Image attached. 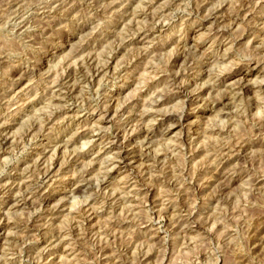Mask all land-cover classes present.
Instances as JSON below:
<instances>
[{
  "label": "rangeland",
  "instance_id": "374dc122",
  "mask_svg": "<svg viewBox=\"0 0 264 264\" xmlns=\"http://www.w3.org/2000/svg\"><path fill=\"white\" fill-rule=\"evenodd\" d=\"M263 79L264 0H0V264H264Z\"/></svg>",
  "mask_w": 264,
  "mask_h": 264
},
{
  "label": "bare ground",
  "instance_id": "6f19581e",
  "mask_svg": "<svg viewBox=\"0 0 264 264\" xmlns=\"http://www.w3.org/2000/svg\"><path fill=\"white\" fill-rule=\"evenodd\" d=\"M199 39V38H198ZM227 49V48H226ZM225 49V51H227ZM228 51H229V49H228ZM224 57V56H223ZM217 69V68H216ZM99 70V69H98ZM218 71V70H217ZM100 74V73H99ZM219 74V73H218ZM215 75V74H214ZM102 76V75H101ZM216 78V77H215ZM264 80V79H263ZM208 81V80H207ZM210 82V81H209ZM214 84V82L212 83V85ZM214 86V85H213ZM211 88V87H210ZM256 98V97H255ZM261 110V109H260ZM258 113V112H257ZM74 114V113H73ZM226 114V113H225ZM228 114V113H227ZM76 117V116H75ZM29 119V118H28ZM74 119V118H73ZM221 125V124H220ZM23 126V125H22ZM147 126H149V125H146V128L145 129H143V131L144 132H146V133H149V131H150V129L149 128H147ZM29 127V126H28ZM145 127V126H144ZM55 130V129H54ZM139 130V129H138ZM221 130V129H220ZM47 131V130H46ZM133 131H135V130H133ZM132 131V132H133ZM211 131V130H210ZM39 132V131H38ZM147 135V134H146ZM50 137V136H49ZM4 139V138H3ZM21 139V138H20ZM48 139V138H47ZM46 139V140H47ZM4 141V140H3ZM31 141V140H30ZM49 141V140H48ZM51 141H52V139H51ZM5 143V142H4ZM28 143H29V141H28ZM200 144V143H199ZM36 145V144H35ZM112 145V144H111ZM0 146H2V145H0ZM38 146V145H37ZM126 147V146H125ZM196 147V146H195ZM112 148V147H111ZM115 149H117V148H115ZM115 149H111L110 151H112V150H115ZM11 150V149H10ZM118 150V149H117ZM116 150V151H117ZM61 151V150H60ZM107 151V150H106ZM106 151L104 152L105 153V155H107V154H109V152L108 153H106ZM54 154H55V152H57L56 151V148H54L53 149V151H52ZM63 153V152H62ZM261 153V152H260ZM41 154V153H40ZM39 154V155H40ZM115 154V153H114ZM117 155L115 156V157H113L111 160L112 161H114V162H116V160L118 161V160H120V161H124L125 160V158H123L122 156H124V155H122L121 156V154H120V152L119 153H116ZM64 155V154H63ZM51 156V155H50ZM127 156V155H126ZM181 156V155H180ZM112 157V156H111ZM38 158H39V156L37 155V158H36V160H38ZM47 158V157H46ZM127 158V157H126ZM104 159H106V160H110V156H107V158H104ZM104 159H102V162H103V160ZM6 160V159H5ZM34 161V162H37V161ZM48 160H50V159H48ZM63 160V159H62ZM110 160V161H111ZM46 162V161H45ZM49 163H50V161H48ZM105 162H109V161H105ZM114 162H112V164H111V168L110 169H108L107 171V174H111V172H113V169H114V167L116 166V164L114 163ZM125 163V162H124ZM37 164V163H36ZM89 164V166H91L92 165V163H88ZM126 166H127V164H126ZM37 167V166H36ZM101 167L99 166V168L98 169H100ZM98 169H97V171H98ZM102 169V168H101ZM46 170V169H45ZM96 171V170H95ZM46 172V171H45ZM180 176V175H179ZM43 178V177H42ZM88 180V179H87ZM86 180V181H87ZM84 181H85V179H84ZM29 197V196H28ZM76 199H77V197H75ZM73 203L71 204V206H70V210H69V213L71 212V209H73L74 207H75V205H77V203H76V201H74L75 199H74V197H73ZM79 201V200H78ZM85 202V201H84ZM81 204V203H80ZM68 209V208H67ZM83 229V228H82ZM100 237V236H99ZM62 239H63V237H62ZM60 257V256H59ZM61 258V257H60ZM63 258V257H62ZM64 260V259H63ZM62 260V261H63ZM63 263H64V261H63Z\"/></svg>",
  "mask_w": 264,
  "mask_h": 264
}]
</instances>
